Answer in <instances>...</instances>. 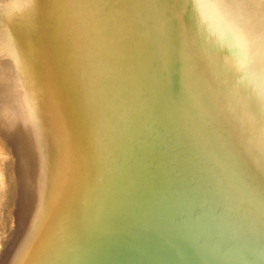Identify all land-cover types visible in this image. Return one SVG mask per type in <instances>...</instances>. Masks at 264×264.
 <instances>
[{"label":"bare ground","instance_id":"6f19581e","mask_svg":"<svg viewBox=\"0 0 264 264\" xmlns=\"http://www.w3.org/2000/svg\"><path fill=\"white\" fill-rule=\"evenodd\" d=\"M156 1L159 2L0 0V51H5V56H15L26 46L15 38L9 41L10 44L6 42L11 35L5 32L7 19L12 20L11 15L16 11L30 17L29 33L37 40L39 48L37 53H30L20 60L25 71L21 65L9 67L0 62L4 84L8 80L7 72L14 76L13 81L9 78L13 86L5 85L6 94L0 99V123L6 126L0 128V143L9 142L4 139L7 137L13 139L10 142L13 149L28 150L30 153L21 160L34 158L31 162L35 163L39 176L43 173L44 154L58 162V172L53 175L56 178L52 177L53 184L49 187L53 192L45 200H39L42 203L39 208L48 201L44 211L39 215L38 210V217L16 241L17 245L23 243L25 234L32 242L38 240L30 263L56 264L64 246L86 223L93 221L92 217L119 179L110 173L112 166L122 163L124 157H131L130 153L124 155L125 149L121 153L116 150L108 158L109 165L105 162L102 165L106 144L117 141L127 147L129 138L143 123L139 132L151 131L144 133V138L155 132L154 143L158 141L160 149L157 154L162 153L160 157L149 156L148 162L152 161L154 165L148 163L151 165L148 169L161 166L157 160L175 162L174 149H181L180 145L185 146L187 157L209 167L205 172H199L205 178L203 183L199 181L198 191L185 198L193 205L204 198L201 208L208 205V210L194 216L184 202L167 203L163 205L167 208L163 211L165 216L161 219L160 231L152 232L164 241L163 244L171 243L175 249H180L182 244L189 245L193 261L184 256L187 249L182 253L168 246H163L165 251L159 248L155 251L167 253L173 261L161 256L154 260L161 264L261 262L247 247L264 248V243L259 241V236L264 237V102L256 99L259 95L264 97V0H218L210 1L211 4L206 6L203 4L209 0H204L196 9H183L177 16L178 25L175 13L167 14L166 10L169 6L178 7L180 1L160 0V4ZM143 6L149 11L143 20L150 19L154 24L145 31L140 20L129 22L131 18L144 15L138 11ZM248 8L251 13L244 21L243 10ZM33 11L44 16H36L37 21H34ZM228 21H231L230 38L222 29V24ZM251 24L257 31L253 29L255 34L247 38ZM105 42H112L111 46L116 48L114 55L120 52L116 56L117 60L120 57L119 64L111 66L116 61L114 55L104 54ZM150 52L153 61L146 62ZM39 70L41 74L36 75ZM27 82L29 92L24 93L21 88ZM31 90L33 95H30ZM6 103L8 107H4ZM241 110L248 115L246 119ZM231 112L239 115V122L222 116ZM199 115L204 118L200 119ZM137 116L139 119L135 121ZM122 120L127 124L120 123ZM7 127L15 137H11ZM182 135L186 137L183 141ZM139 141L141 139L133 146ZM145 143L142 154L147 150ZM42 144L47 150L43 151ZM35 145L37 151L33 148ZM133 150L139 152L137 147ZM66 152L68 165L65 167L63 156ZM117 154L121 158L113 160ZM164 155L166 158L162 157ZM136 165L134 162L133 167ZM172 169L173 165L169 164L164 171L172 174ZM6 176V189L11 194L14 191L11 188H17L21 180L11 178L8 173ZM171 176L176 178L178 175ZM133 187V183L128 184L126 191L134 190ZM3 191H6L5 187ZM178 191L175 189L172 193ZM35 193L36 197L41 196L40 191ZM75 196V203H72ZM173 198L167 199L177 200ZM21 201V208L16 214L14 211V215L23 220L33 204L25 205L26 201L30 202L27 198ZM131 203L129 199L125 200L121 210ZM15 205L17 207V203ZM50 205L53 211L56 208L59 212L50 210L44 218L46 207ZM136 210L141 212L133 213V217L151 215L148 209ZM110 216L108 214L101 221ZM185 223L191 226H185ZM45 226L54 229L53 240L49 233L41 235L47 231ZM31 229H35L34 233ZM4 235L3 238L7 237ZM31 240L26 242L27 246ZM48 243L50 252H47ZM101 243L90 245L83 253L92 247L98 248ZM27 246L18 258L26 256ZM97 248L89 259L78 263L83 264L87 259L84 264H89ZM14 251L12 249L11 255Z\"/></svg>","mask_w":264,"mask_h":264},{"label":"water","instance_id":"95a60500","mask_svg":"<svg viewBox=\"0 0 264 264\" xmlns=\"http://www.w3.org/2000/svg\"><path fill=\"white\" fill-rule=\"evenodd\" d=\"M111 44L112 42L104 43V54H115L116 48L111 46ZM94 53L98 55L97 51H95ZM119 54L120 52L113 56L116 63H112L111 66L119 64L118 60L120 59V57H118V60L116 57ZM153 57L154 56L150 52V54L146 55V62H152ZM171 86L176 88L174 85ZM134 119L136 121L139 118L137 116L134 117ZM125 120H122L120 123L127 124V121ZM142 125H144V123ZM142 125L140 126V129L137 131V133H133L129 138V142L127 143L128 146L125 147L124 155L130 153L131 157L130 155L124 157L122 162L123 164L121 165L124 172H127L129 175V177L124 176V181L128 182L129 184L133 183L134 190H130L129 192L126 191V188L121 187L123 183L120 184L119 187L115 185L109 196L104 200V202L97 210V214L92 217L93 221L86 223L84 228L82 227V231L77 233L72 241L68 242L64 246V249L60 253L62 256H59L60 261L57 264H61L63 263V261L66 262L65 264H79V261L81 262V260H84L85 258L89 259V257L91 256V252H93L95 248H97V246L92 247L85 253H83V251L90 245H97L101 242V245L93 253L95 257L90 261L89 264H161V262L155 261L157 259L154 258L160 256L166 257L168 258V261L172 262L173 257L170 258L167 253L155 251L156 248L165 251V248H163V246H168L171 250L177 249H175L173 246H170L171 243L170 245L163 244L164 241L161 240L158 236L154 235L156 234V232L160 231V226L163 223L161 220L162 217L164 219L165 216L163 211L167 208H164L165 206L163 205H166L167 203L177 204L178 202H184V205H188L187 208L189 212H192L194 216H200L201 213L208 210V205L201 208V206H203L204 204V198L199 200V204L197 202L196 205H193L192 202L186 200L187 197L191 195L190 193H196L198 191L197 188L199 181L203 183L205 178V176H203L199 172H205V170L209 168L208 165L203 163L201 164L196 159L187 157L185 146L180 145L181 149H176L177 151L174 149L175 158L173 159L174 161L176 160L175 162L168 163L164 160H157V164L161 166H159L158 168L152 167L148 169V167L151 166L149 165L150 162H152H148L149 156L160 157L162 153L160 155L157 154V152H160V149L157 146L158 141H155L154 143V137L157 138L155 132L153 131L154 133H152V136L148 135V137L144 138L143 134L151 131H142L140 133L139 131L141 130ZM142 135L143 137H141ZM184 138L186 137H183L182 135V141ZM137 139H141V141L136 142V146H133V143ZM145 140H147L146 143ZM144 143L147 146V150H145L142 154ZM133 147H137L139 152L134 151ZM182 150H184V153L182 152ZM132 154L134 155V157L132 156ZM165 156L166 155L162 157L166 158ZM134 162H136L137 164L135 167H133ZM152 163V165H154V162ZM169 164L173 165L172 174H166V171H164V168ZM175 171H177V173ZM171 175H178L176 176L177 180ZM138 182L140 183L138 184ZM171 185H174V189H171ZM175 189L179 190L176 194L172 193L175 192ZM134 192L135 194H133ZM197 194H199V192ZM172 197H175L173 199L177 200L171 199L170 201L167 199ZM122 199H124V201ZM127 199L131 200V205H128V207L121 210V208H123L122 203ZM121 200L123 201L122 203ZM136 208H144L145 210L148 209L150 210L149 212L151 213V215L147 217L136 215L135 217H133V213L137 211L141 212L139 210H136ZM200 208L202 211L198 210ZM108 214H110L111 216L103 220L104 222L101 221L103 218L107 217ZM127 218L128 220H126ZM186 225L189 224L185 223V226ZM99 235L102 236H100L99 238ZM97 237L99 239L95 242ZM259 237V241L264 243V237ZM180 246V249L177 250H180L182 251V253H184V251L187 249L186 251H188L189 253H187L186 255L185 251L184 256L192 260L193 258L190 254L192 252L188 249L189 245L187 246L182 244ZM247 250L252 255H255V259H258L261 262L263 261L264 263V248L261 247L260 249H258V247H255L254 249H250L249 247H247ZM87 259L84 261V263L87 261ZM261 262L259 263L261 264Z\"/></svg>","mask_w":264,"mask_h":264},{"label":"rangeland","instance_id":"374dc122","mask_svg":"<svg viewBox=\"0 0 264 264\" xmlns=\"http://www.w3.org/2000/svg\"><path fill=\"white\" fill-rule=\"evenodd\" d=\"M158 1L161 2L160 0H158ZM177 1L178 2L180 1L178 7H175V6L170 7L169 6L166 11H168L167 14L175 13V15H174L176 17L175 22L178 25L179 19L177 18V16H180V14L183 12V9L188 8V7L189 8L187 10L196 9L199 6H202V5L198 6V4L204 0H175L174 2H177ZM210 1H212L211 3H213V2H216L218 0H209V1L205 2L203 5L209 3ZM248 1L251 2V0H248ZM159 2L156 1L155 3L160 4ZM211 3H209V4H211ZM252 3H251V5H252ZM224 5H226V4H224ZM146 8H148V7H146ZM146 8L143 6L141 9L138 10L139 12L144 13V15L141 18H131V20L129 21L130 23H132V22L137 23L138 20H140V22H143V23H141L143 31L147 30L148 28H150L151 26L154 25L150 19L143 20V18L146 15H149V11H147ZM250 13H251L250 8L243 10V20L244 21L250 15ZM31 14H32V18L34 19V21H37L36 16H38L39 18L44 16L43 13L36 12V14H35L34 11ZM11 17H12L11 18L12 20H10V17L7 19L8 24H7V30H5V32L8 31V34L11 33V35H10V39L9 40L7 39L6 42L9 43V41H12L15 38L18 41V43H20V42H22V44L25 43L26 46H24L23 50L21 49V54H19V55L15 54V56L12 54L5 56V51L4 52L0 51V58L3 57L0 59V62H3L4 65H8L9 67H12L13 65H17V64L21 65L25 71L26 67L24 65H22L20 60L23 59L24 57H26L27 55H29L30 53H34V54L37 53L36 50H39V48H37V40H34L32 35L29 33L30 29H31V25L29 22L30 17L27 18L28 16H26V14H24V13H21V11H16V13L14 15H11ZM259 20H261V18ZM31 23H32V20H31ZM256 26H261V25L256 24ZM37 27H38V29L40 28L39 24L37 25ZM155 27H159V26L155 25ZM253 27L254 26L251 24L250 29H248L247 38H250L251 35L255 34L254 31H257ZM241 28H243V26H241ZM222 29L228 34V38H230L231 21L223 23ZM253 29H254V31H253ZM239 34L240 33H238V35ZM5 40H6V37H5ZM248 43L252 46L251 41H248ZM263 44H264V42L262 43V47H263ZM5 46H6V44H5ZM252 48H254V46H252ZM8 50L10 51V49H8ZM16 68L21 69L19 67H16ZM3 74H1V76H0L1 77L0 78V97H1L0 99H3L4 95L6 94L4 86L6 85L9 88L11 86H13V83H10L9 78L11 79V81L14 80V76L11 75L9 72H7L8 75H6V74L5 75H6V77L8 76V80H7V83L4 84L5 80L2 77ZM38 74H41V70H39L36 73V75H38ZM166 76L169 78H174L171 75H166ZM29 85L30 84L27 82L24 87L22 86L21 89L25 91L24 93L29 92V88L27 87ZM30 92H32V90ZM30 95H33V92ZM37 97H39L38 94H37ZM44 98H45V96H43L42 101H44ZM256 99L261 100V102L262 101L264 102V97L262 95H259L258 97H256ZM246 102H247V100H246ZM4 107H8V104L6 103ZM224 114L225 115H222V116H228L229 118L236 120L237 122L240 121V119L238 117L239 115L237 113L231 112L228 114H226V113H224ZM241 115L245 119L248 116L246 114V112L242 111V110H241ZM199 117H200V119L204 118V116H202V115H199ZM5 127L6 126H4L0 123V128H5ZM78 128H79V126H78ZM8 130H9L11 137H15V135L13 134V132L9 128H8ZM4 139L9 140V142L5 141L4 143H0V175H1L0 176V182L2 181V178H4L3 179L4 182L2 181L1 183L5 184V186H4V184L2 186L0 185V187H2L0 189V200H1L0 201V210L2 211V212L0 211V213H1L0 216H2V217H0V222H1L0 227L5 229V230H3L2 228H0V264H18V263L19 264H35V263H30V261H31L32 255L34 253V252H32V250L38 244V240L36 239L37 241L34 240L32 242L31 237L29 238L25 234V236L22 239L23 243L17 245L16 241L18 240V238H20L24 234V232L29 227L31 222L34 221L38 217V210H39V215H41L42 212L44 211L45 204L48 201L46 200L44 203V206L39 208V204H42L41 201L39 202V200H41V199L45 200L53 192V191H49V187H51L53 184L51 181L52 177H53V179L56 178L53 175L55 174V172H58L57 171L58 170V167H57L58 162H57V160H55V158H54V160H52V158H50L46 154H44V157H43L44 168L42 165L43 173L42 174L40 173L41 176H39L37 174V171H36L35 163L31 162V160H33L34 158H32L30 161H26V160L22 161L21 160L22 158H25L30 152L28 150L23 149V148L21 150L20 149L15 150L12 148V146L10 144V142L13 141V139L10 140L7 137ZM33 148H35V150L37 151L38 146L35 145V146H33ZM124 149H125V146L121 145L117 141H112V142H109L108 144H106V151L107 152L105 154L104 160L102 159V165H103V162H105V164L107 163L109 165L108 158L109 157L111 158L116 150H117V153H121ZM45 150H47V148L43 145V151H45ZM111 150L113 151V153ZM66 154H67V152L63 156V160L65 161V167L68 165V162L66 160V158H67ZM114 158L115 159H113V160H116V159L118 160L121 157L119 154H117ZM51 164H54V165L51 166ZM122 164L123 163H120L118 165L115 164L114 166H112V168H111L112 170L110 171V173L113 172V175L115 174L117 176L115 178L116 180L119 178L117 181L114 180L116 182V186L119 187V185L123 183L121 185V187L126 188L129 183L124 181V176L129 177V175L127 172H124V170L121 166ZM106 168H107V165H106ZM102 171L104 172L105 170L102 169ZM6 173H8L11 178H13V177H14V179L18 178L23 183V185H21V182L18 183V187H20V188H18V187L17 188L16 187L11 188L12 191L14 190L11 194H8V190L6 189V183H5L7 181ZM77 184L79 185V183H77ZM4 187H5L6 191H3ZM13 187H14V185H13ZM39 191L41 192V196L36 197L35 192L39 193ZM4 192H6V193H4ZM69 194H70V191H69ZM10 195H12V196H10ZM33 196H34V198L30 199V197H33ZM76 196L74 198L72 197V199H71L72 203H75ZM26 198H27L28 202L30 200L31 204H29L30 202L27 203ZM21 200L26 201L25 205L28 204V206L29 205L32 206V204H33V208H30V212H28L27 216L23 220H21V216L17 217L14 215V211L16 214V211L19 212L18 209L21 208V204H20V202H22ZM16 203H17V207L15 205ZM13 204L15 206H13ZM27 208L28 207L26 206V209ZM46 210L47 211L44 214V218L47 217V213L50 212V210H52L53 213L59 212V209L56 210V208H55V211H53L51 205L47 206ZM44 218H43V220H44ZM51 218H53V215L50 217V219ZM43 220H42V222H43ZM49 220H48V222H49ZM45 227H46L45 229L47 231H45L41 235L45 236L49 233V238L51 240H53L55 238L53 236V232H55L54 229L51 227L47 228V226H45ZM1 230H2V232H1ZM31 231H32V233H34L35 229H33V230L31 229ZM31 231L29 233H31ZM4 233L6 234L7 237L3 238L2 235L5 236ZM29 239L31 240V242L29 241L30 244L27 246L26 242ZM49 244L50 243H48V246H50ZM26 246H27V248L25 251L28 250V253L26 254V256H23L22 258H20V257L18 258L17 257L18 254L20 253V251H23ZM12 249L13 250L15 249V251L13 252V255H11ZM50 250H51V246L49 247L47 252H50ZM59 256H62V255L60 254ZM22 260H23V262H22ZM59 261H60V259H57L56 264ZM51 264H53V263H51Z\"/></svg>","mask_w":264,"mask_h":264}]
</instances>
